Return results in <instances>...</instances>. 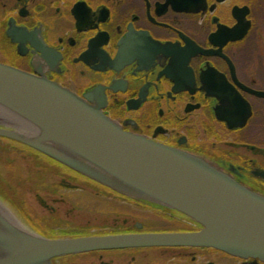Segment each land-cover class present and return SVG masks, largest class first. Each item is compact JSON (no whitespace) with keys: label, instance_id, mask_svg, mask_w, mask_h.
<instances>
[{"label":"flooded vegetation","instance_id":"af4514ba","mask_svg":"<svg viewBox=\"0 0 264 264\" xmlns=\"http://www.w3.org/2000/svg\"><path fill=\"white\" fill-rule=\"evenodd\" d=\"M10 21L16 42L6 34ZM0 62L82 99L100 97L104 115L124 131L203 157L264 196V0H0ZM0 198L45 237L199 230L5 139ZM82 200L99 202L110 223L98 230L59 223L57 214L69 216ZM141 219L148 224L138 230ZM53 264L264 263L186 247L95 252Z\"/></svg>","mask_w":264,"mask_h":264},{"label":"water","instance_id":"95a60500","mask_svg":"<svg viewBox=\"0 0 264 264\" xmlns=\"http://www.w3.org/2000/svg\"><path fill=\"white\" fill-rule=\"evenodd\" d=\"M14 32L10 21L6 34L12 42ZM100 101L0 62V138L132 201L175 212L199 230L50 239L24 227L0 198V264H53L87 253L186 247L264 263V196L203 157L124 131L104 115ZM135 226L142 229L139 222Z\"/></svg>","mask_w":264,"mask_h":264},{"label":"rangeland","instance_id":"374dc122","mask_svg":"<svg viewBox=\"0 0 264 264\" xmlns=\"http://www.w3.org/2000/svg\"><path fill=\"white\" fill-rule=\"evenodd\" d=\"M78 194V193H76ZM31 196H29V200L31 205L36 209L37 212L40 213V206L36 203V201L32 198H30ZM84 200H82L81 205L80 206H76V210H72L70 215H63L62 211L61 213H58L57 216L61 214L60 216V222L59 223H63L65 227H79V226H84V225H92L93 227H96L98 229H103L104 227H106V224H109L110 219L106 218V216L101 212V209L103 208V206L97 202L94 204H89L86 203ZM101 208V209H100ZM70 210V207L67 206V210ZM143 220V221H142ZM138 222L143 223V224H148L146 222V220L141 219L138 220ZM87 255V254H85ZM85 255H80V257H83Z\"/></svg>","mask_w":264,"mask_h":264},{"label":"trees","instance_id":"16d2710c","mask_svg":"<svg viewBox=\"0 0 264 264\" xmlns=\"http://www.w3.org/2000/svg\"><path fill=\"white\" fill-rule=\"evenodd\" d=\"M23 217H24V215H23ZM27 222L30 225H33L34 228H36L37 230L39 229L37 227V224L32 223L30 220H28ZM38 232H40V231H38ZM102 234H104V233H102ZM87 235H90V234L89 233H76L75 235H71L70 237H82V236H87ZM47 237H49V238H58V237H64V236L63 235H57V236H55V235H52V234H47Z\"/></svg>","mask_w":264,"mask_h":264}]
</instances>
